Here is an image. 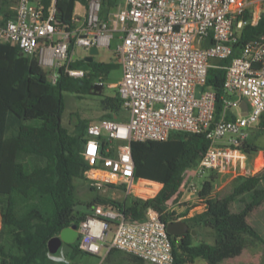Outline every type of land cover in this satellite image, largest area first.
<instances>
[{
    "label": "built area",
    "instance_id": "1",
    "mask_svg": "<svg viewBox=\"0 0 264 264\" xmlns=\"http://www.w3.org/2000/svg\"><path fill=\"white\" fill-rule=\"evenodd\" d=\"M124 1L103 20L100 0H88L82 16L73 13L70 29L54 24L60 0H49L47 7L41 0H18L9 18L0 10V44L18 47L23 56L38 53L51 84L61 71L75 80L85 77L84 70L71 67L76 47L99 50L109 46L114 33L121 34L117 53L122 79L116 88L127 119L88 127L83 180L96 191L109 188L125 196L153 198L162 185L136 178L131 143L165 142L175 133L202 134L210 142L198 164L183 171L181 194L198 193L194 179L208 172L231 176L252 172L245 168L250 154L241 146L264 113V37L243 46L224 68L223 111L218 120L215 92L205 85L212 61L229 59L243 27L258 23L264 0ZM246 13L249 17L244 19ZM93 85L103 87L101 74ZM198 87L204 88L200 96ZM241 101L247 104L246 112ZM228 113L234 119L226 120ZM259 168L264 172L263 157ZM174 200L169 212H174ZM166 225L153 209L143 220L132 222L118 209L96 204L92 216L77 226L78 249L91 255L117 250L145 264H173Z\"/></svg>",
    "mask_w": 264,
    "mask_h": 264
},
{
    "label": "trees",
    "instance_id": "2",
    "mask_svg": "<svg viewBox=\"0 0 264 264\" xmlns=\"http://www.w3.org/2000/svg\"><path fill=\"white\" fill-rule=\"evenodd\" d=\"M41 2L45 7L49 5V0ZM76 3L87 6L88 0H60L54 22L57 28H71ZM119 4L120 0H100L99 17L107 20ZM0 10L5 18L13 16L9 0H0ZM248 17L246 13L243 18ZM261 37H264V13L255 26L243 27L232 45L231 57L214 60L208 70L205 86L216 95L215 120L221 118L223 111L224 68L240 54L243 46ZM118 66L116 62H98L94 58L91 63L84 59L74 60L71 67L84 70L85 77L75 80L61 71L57 82L51 84L39 65L38 53L23 56L18 47L0 44V171L3 165L12 166L10 191H0V264H44L48 261L49 240L65 228L78 226L86 218H76L73 214L76 204L74 181L83 179L88 168L82 149L87 129L94 124L79 119L70 132L62 123L64 95L81 96L100 90L102 87L93 85L95 78L100 74L107 76ZM100 108L105 113L103 120H119L123 113L117 93L102 99ZM225 119H234V116L228 113ZM257 124V136L260 137L264 130V113ZM209 146L204 135L192 133H175L165 142H133L131 153L136 178L161 184V189L153 198L145 200L133 196L123 201L97 198L90 205L118 209L132 222L143 220L149 209L155 210L165 224L176 221L185 214L175 218L168 205L174 197L176 204L180 197L183 171L196 166ZM241 147L248 154L259 151V147L249 140ZM142 165L145 168L139 173ZM214 179L209 177L198 191L204 211L184 220L192 230H207L212 243H195L191 233L170 236L173 264H192L196 259L205 264H221L240 256L248 247L261 245L264 249V240L247 221L264 202V188L260 186L264 172L238 177L236 187L225 197L213 194ZM246 193L251 194L249 201L240 199L241 209L232 212V202ZM79 252L77 246L75 253ZM111 257L144 264L117 250L108 252L106 258Z\"/></svg>",
    "mask_w": 264,
    "mask_h": 264
},
{
    "label": "rangeland",
    "instance_id": "3",
    "mask_svg": "<svg viewBox=\"0 0 264 264\" xmlns=\"http://www.w3.org/2000/svg\"><path fill=\"white\" fill-rule=\"evenodd\" d=\"M11 11L15 9L18 0H9ZM122 5L125 4L124 0H120ZM121 34L114 33L112 39H110L108 47L99 48V53L94 57L95 61L98 62H113L118 64V53L117 49L121 45ZM73 55L75 60H81L88 56V52L85 51L81 47H76L74 49ZM215 61H212L214 63ZM119 65V64H118ZM45 72L49 71L48 69H44ZM122 79V69L120 65L112 70L107 76L102 75L103 87L100 90H92L89 94L77 96L75 94L66 93L64 95L65 100V109L62 118L63 125L71 132L73 131L75 125L77 124L79 119L90 121L91 124L99 125L103 120V116L105 113L100 108V101L106 97H114L117 93L116 85ZM204 91V88L198 87L196 89V96H200V94ZM235 115H238L237 110H233ZM127 114L122 113L120 120H126ZM258 124L253 126L248 132L249 137L247 140L250 141L252 145L258 146L260 149L264 150V130L261 133L260 137L257 136ZM255 155L249 156V161H253ZM258 158L261 159V156ZM260 164L257 163L251 166L252 172L247 173V176L255 175L260 172L258 169ZM145 168V165H142L139 169V173L142 172ZM250 169V170H251ZM209 175H214V177H219V174L214 172H208L205 177L194 179V183L197 186H200L205 180H207ZM264 180V179H263ZM75 185V207H74V216L76 218L81 216H92L93 214V206L90 203L97 199H111L115 201H123L125 198L132 199V196L126 197L122 191H114L109 188H104L100 191H96L95 189H91V186L84 181L83 179H77L74 181ZM144 195L150 196L151 193H147L144 191ZM173 205V204H172ZM198 204H193L190 208L187 209L186 212L193 209L190 217H184L185 219L191 218L192 216L201 213V209L198 208ZM174 217H178L182 215L184 212L180 209L176 204L173 205ZM187 215V214H186ZM183 219V221L185 220ZM114 227H112V231ZM195 234L192 236L195 243L198 242H209L212 243V239L209 236V232L204 229H193ZM113 237V233H110L108 236V243L111 242ZM178 244V240L176 245ZM78 242L74 244H65L62 243L60 248L55 254H47L48 261L44 264H109L108 262H104V257L107 255V250L104 249L100 255H91L84 252L75 253L77 250ZM125 264H133L130 260L126 259ZM204 261L201 259H197L193 264H203ZM145 264V263H144ZM222 264H225L223 262Z\"/></svg>",
    "mask_w": 264,
    "mask_h": 264
},
{
    "label": "crops",
    "instance_id": "4",
    "mask_svg": "<svg viewBox=\"0 0 264 264\" xmlns=\"http://www.w3.org/2000/svg\"><path fill=\"white\" fill-rule=\"evenodd\" d=\"M85 11V6L76 3L74 8V14L76 16H82ZM250 155H255L253 161H249L246 163L245 168L250 170L251 166L255 163L257 165L261 164V159L258 158L259 156L264 158V150L259 148L257 153H252ZM249 155V156H250ZM11 170L12 166L10 164L3 165L0 171V191L2 192H9L10 191V177H11ZM214 175H209L207 178ZM238 177H247L245 173H239L238 176H231L225 174H219V177H214V181L212 182L213 186V194L219 197H225L232 193L233 189L236 187V179ZM145 182H151L148 179L141 178ZM202 184V183H201ZM200 184V185H201ZM260 186L264 188V180L260 181ZM200 190V186H198V191ZM251 194L246 193L242 196L235 198L232 202L230 209L232 212H238L241 209L240 199H244L249 201ZM198 204V208L201 209L200 212H203L205 206L199 202L198 193H193L189 191H184L179 199L176 202V205L183 210V214L185 217H190L192 210L187 209L190 208L191 205ZM187 214V215H186ZM199 214V213H198ZM248 223L255 229L258 235L264 240V202L256 208L247 218ZM108 254V253H107ZM107 255L104 257V262L108 261L109 264H125V259L121 258H106ZM197 260V259H196ZM195 260V261H196ZM225 264H264V249L261 245H256L253 247L246 248L240 256L235 258H230L225 261ZM222 262V263H223ZM221 263V264H222ZM193 264V263H192ZM205 264V262L203 263Z\"/></svg>",
    "mask_w": 264,
    "mask_h": 264
},
{
    "label": "water",
    "instance_id": "5",
    "mask_svg": "<svg viewBox=\"0 0 264 264\" xmlns=\"http://www.w3.org/2000/svg\"><path fill=\"white\" fill-rule=\"evenodd\" d=\"M88 56L84 58L85 62L91 63L93 58L98 55L99 51L96 46L89 48ZM240 108L243 112L247 111V104L245 101H241ZM166 231L170 236L181 237L191 233L193 236L195 231L190 228V226L183 220L173 221L166 225ZM78 232L77 225H72L71 227L63 229L57 237L49 240L47 244L48 252L50 254H55L60 248L62 243L74 244L77 241Z\"/></svg>",
    "mask_w": 264,
    "mask_h": 264
}]
</instances>
